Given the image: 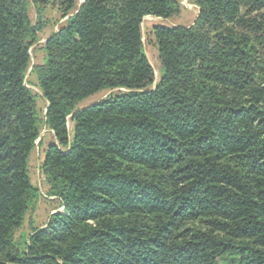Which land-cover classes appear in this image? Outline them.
I'll list each match as a JSON object with an SVG mask.
<instances>
[{"label": "trees", "instance_id": "trees-1", "mask_svg": "<svg viewBox=\"0 0 264 264\" xmlns=\"http://www.w3.org/2000/svg\"><path fill=\"white\" fill-rule=\"evenodd\" d=\"M30 1L67 15L31 68L43 119L25 79L44 28ZM189 1L192 24L152 28L154 83L142 19L178 0H0V264H264V0ZM40 124L64 210L19 249Z\"/></svg>", "mask_w": 264, "mask_h": 264}, {"label": "rangeland", "instance_id": "rangeland-1", "mask_svg": "<svg viewBox=\"0 0 264 264\" xmlns=\"http://www.w3.org/2000/svg\"><path fill=\"white\" fill-rule=\"evenodd\" d=\"M181 8L180 11L169 18H162L156 16H146L142 19L141 30L143 36V45L145 53L148 57L150 64L154 69L155 82L159 79L162 73V67L158 58L157 46L155 44V38L152 34V28L155 25H183L187 26L193 23L198 14V7L189 0H178ZM82 0H77V6H80ZM38 10L41 16V22L44 23V28L38 34V41L31 45L29 49L30 53V66L26 73V82L29 88L36 95L37 110L43 119L45 116V110L47 101L43 97L42 91L38 86L36 75L31 72L32 66L41 64L45 61V51L43 45L46 39L53 31H58L66 22L67 15L65 16L57 5L47 4L45 6L34 5L31 1L29 3V16L34 22L38 18ZM153 83V85H154ZM153 87V86H152ZM113 90H101L83 100H81L76 108L85 107L99 102L106 98L107 95L116 91ZM73 123L67 119V127L71 131ZM56 142L52 131H50L44 124H40V139L36 140L35 146L28 157V173L32 184L37 189V197L29 205L22 225L15 230L14 239L19 247L23 249L25 243L29 241V236L32 233V229H44L47 226L50 216L53 213L63 211V207H58L59 200L56 196H53L49 192V184L42 173L41 164L43 162L45 151L47 146Z\"/></svg>", "mask_w": 264, "mask_h": 264}, {"label": "water", "instance_id": "water-1", "mask_svg": "<svg viewBox=\"0 0 264 264\" xmlns=\"http://www.w3.org/2000/svg\"><path fill=\"white\" fill-rule=\"evenodd\" d=\"M82 2H83V0H82ZM81 4H82V3H81ZM81 4H80V5H81ZM198 14H199V10H198ZM198 14H197V17H198ZM197 17H196V18H197ZM38 139H40V136H39V138H38Z\"/></svg>", "mask_w": 264, "mask_h": 264}, {"label": "crops", "instance_id": "crops-1", "mask_svg": "<svg viewBox=\"0 0 264 264\" xmlns=\"http://www.w3.org/2000/svg\"><path fill=\"white\" fill-rule=\"evenodd\" d=\"M146 17V16H145ZM192 24V23H191ZM188 26V25H187Z\"/></svg>", "mask_w": 264, "mask_h": 264}]
</instances>
